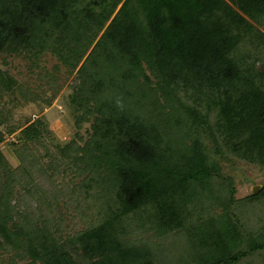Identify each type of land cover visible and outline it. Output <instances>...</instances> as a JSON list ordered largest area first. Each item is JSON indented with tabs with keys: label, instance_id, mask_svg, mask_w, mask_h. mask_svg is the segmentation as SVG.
<instances>
[{
	"label": "trees",
	"instance_id": "obj_1",
	"mask_svg": "<svg viewBox=\"0 0 264 264\" xmlns=\"http://www.w3.org/2000/svg\"><path fill=\"white\" fill-rule=\"evenodd\" d=\"M263 17L264 0H0L3 64L23 54L35 65L50 51L68 75L77 68L70 101L91 128L56 145L62 164L43 143L47 166L29 151L43 142L40 119L7 128L19 160L9 170L0 159L10 260L264 264V184L235 198L221 171L222 161L264 166ZM58 70L44 77L54 83ZM16 92L27 93L0 66V106ZM68 172L71 189L54 186ZM59 201L81 227L67 230ZM149 231L181 257L158 260L134 236Z\"/></svg>",
	"mask_w": 264,
	"mask_h": 264
},
{
	"label": "rangeland",
	"instance_id": "obj_2",
	"mask_svg": "<svg viewBox=\"0 0 264 264\" xmlns=\"http://www.w3.org/2000/svg\"><path fill=\"white\" fill-rule=\"evenodd\" d=\"M256 26L259 30L264 32V17L262 18V23L256 24ZM81 62L82 60L80 63ZM54 65H58L59 70L57 74L59 77L56 78L54 83H51L48 82L44 75L47 71L53 70ZM0 66L12 75L27 91L26 96H22L16 92L15 94L18 97L17 101H11L10 94L5 96V100L9 102L0 106L3 116L6 118L5 125H0V131L4 134V140L0 143V159L4 166L9 170H12L19 164V160L10 146V143L16 140L18 132L16 131L15 133L8 134L7 128L23 127L34 119L41 120V127L45 132L42 144L29 143V151L34 153L40 163L47 166L50 158L43 156L46 152V145L55 154V161L57 163L61 162L62 164L67 162L68 159L60 155L59 147L74 137L76 132L84 139V136H87V131L91 130L90 122L81 119V116H78L80 110H76V105L72 104L70 101V94L73 92L74 84L76 82L74 77L77 68L71 71V74L68 75L66 72L67 67L50 51H46L40 55L38 62L35 65L31 64L30 59L23 54H15L8 56L5 64H3L0 59ZM34 93L38 96H35ZM49 98H51V100L47 101ZM2 101L3 100H0V104ZM77 120L80 121L79 127H77ZM43 143L45 145H43ZM56 145H59V147ZM221 171L224 178L228 177L231 179L233 187L235 188V198H244L253 194V188L255 185L258 187V190L255 192L257 193L264 184V166L262 167L242 161H235L234 164L230 161H222ZM56 175L58 176H56L54 186L59 189H71V184L68 180L72 177V173L68 172L65 177H62L59 174ZM42 177L43 181L41 179V182L44 183L46 188H50L52 184H46V176L44 177L42 175ZM74 181L76 182L78 179L75 178ZM17 192L21 191L18 187L14 186L13 196L16 198ZM45 203L46 202L42 201V198H38V207L43 208L46 205ZM33 204L36 205L35 202H33ZM58 204L63 212L69 214L64 215L65 223L68 224L67 230L71 229L73 226L76 228L81 227L83 222L80 220L78 214L74 213L71 207L68 208L63 206L62 201H59ZM35 205H33L32 208H36ZM255 209H258V211H255ZM255 212L258 215L261 213L258 205H255L253 212L254 215ZM134 236L137 240L139 237L143 238L144 241L148 240L150 246L158 257V260L160 257H163L164 259L165 257L168 259H170L169 257L178 258L181 255L180 251L183 252L182 247L179 249V247H176L175 245V247H172L170 250L164 239H159L157 237H152L150 239V231L147 233L139 232L138 236L135 234ZM175 239L177 242L178 239ZM11 253L12 250L7 249V247H0V264H27L25 259L20 258H13L11 261ZM164 261L166 262V260ZM162 262L163 261L160 259L159 264H162Z\"/></svg>",
	"mask_w": 264,
	"mask_h": 264
},
{
	"label": "water",
	"instance_id": "obj_3",
	"mask_svg": "<svg viewBox=\"0 0 264 264\" xmlns=\"http://www.w3.org/2000/svg\"><path fill=\"white\" fill-rule=\"evenodd\" d=\"M258 190V187L255 185V187L253 188V193H255Z\"/></svg>",
	"mask_w": 264,
	"mask_h": 264
}]
</instances>
